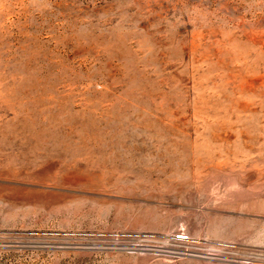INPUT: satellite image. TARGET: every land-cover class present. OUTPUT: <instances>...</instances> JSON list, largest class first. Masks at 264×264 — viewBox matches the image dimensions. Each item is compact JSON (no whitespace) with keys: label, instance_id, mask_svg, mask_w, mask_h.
I'll use <instances>...</instances> for the list:
<instances>
[{"label":"rangeland","instance_id":"1","mask_svg":"<svg viewBox=\"0 0 264 264\" xmlns=\"http://www.w3.org/2000/svg\"><path fill=\"white\" fill-rule=\"evenodd\" d=\"M0 264H264V0H0Z\"/></svg>","mask_w":264,"mask_h":264}]
</instances>
